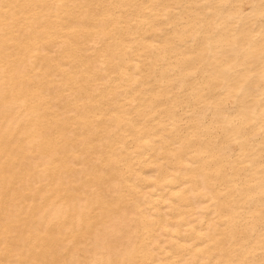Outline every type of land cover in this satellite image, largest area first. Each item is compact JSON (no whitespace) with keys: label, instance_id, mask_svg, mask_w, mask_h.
<instances>
[{"label":"snow or ice","instance_id":"6c2138e0","mask_svg":"<svg viewBox=\"0 0 264 264\" xmlns=\"http://www.w3.org/2000/svg\"><path fill=\"white\" fill-rule=\"evenodd\" d=\"M127 9L139 10L144 16L159 12L157 19L167 25L166 31L174 32L177 46L189 45L187 60L209 56L219 67L213 73L214 78L232 77L226 87L211 96L193 93L191 99L174 102L171 110V115L189 128L194 124L207 125L209 115L216 122V114L224 113L226 130L235 128L236 135L243 137L235 141L241 151L234 162L216 157L206 161V169L215 165L208 179L215 186L221 175L235 172V164L247 160L239 170L244 183L235 187L250 193L259 188L257 210L255 195L239 204L222 203L225 193L216 195L209 186L203 187L202 192L211 203L206 215L212 219L206 229L202 222L197 239L182 248L185 251L195 248L196 253L207 255V259L181 256L158 259L156 247L160 242L154 238L152 227L155 217L143 206L148 193H141L138 181L129 174V183L105 189L99 178L104 176L108 165L98 167L101 158L92 167L81 163L83 157L67 161L63 157L62 125L66 126V121L49 103L50 88L44 86L39 75L36 53L41 41L47 43L53 34L63 31L92 32L101 41L106 40L126 26ZM71 55L78 64L87 58L78 49ZM87 69L85 65L83 70ZM61 70L71 72L72 66L63 64ZM257 82L258 91L254 87ZM168 98L171 99V93ZM184 109L188 111L181 115ZM203 109L207 111L201 115ZM70 114L77 115L74 111ZM0 126V151L6 168L5 184L0 191L4 206L0 264H264V0L258 4L134 5L0 0ZM257 126L259 135H248ZM257 139L258 158L256 149H250ZM25 148L30 152L35 149L37 154L48 153L39 159L35 155L29 157L36 161L29 175L35 171L53 178L43 187L37 185L36 191L26 190L23 184L13 187L9 179V159ZM257 163L256 173L246 176ZM69 166L78 169L79 179L65 181L64 177L70 175ZM128 167L131 173L132 166ZM57 176L60 178L56 179ZM36 192L41 193L38 199ZM13 205L14 213L10 211ZM218 217L230 236L227 246ZM257 218L259 239L253 243ZM257 245L261 256L258 262L249 259L255 255Z\"/></svg>","mask_w":264,"mask_h":264},{"label":"bare ground","instance_id":"6f19581e","mask_svg":"<svg viewBox=\"0 0 264 264\" xmlns=\"http://www.w3.org/2000/svg\"><path fill=\"white\" fill-rule=\"evenodd\" d=\"M26 2V0H20ZM35 2V0H34ZM47 3H101V4H176V3H259V0H39ZM162 11V10H159ZM125 27L114 35L101 41L95 33L67 31L53 34L47 43L41 41L36 53L37 68L46 88H50L49 103L57 109V114L65 117L62 125L61 148L64 159L83 157L82 164L96 167L108 165L102 178L105 189L116 188L130 181L127 176L138 181L141 193H148L144 207L155 217L153 236L159 240L156 247L158 259L169 260L181 256L185 259H207V255L196 253L195 248L185 251L182 246L197 239L201 223L206 229L211 216L206 215L211 203L202 189L205 185L216 195L225 193L223 202L239 204L254 193L237 190V183H244L239 170L247 160L236 163V171H226L213 186L208 179L212 168H205V162L214 157L225 161H236L241 151L235 143L243 139L236 135V129L227 131L224 113H217L216 122L211 115L208 124L201 127L194 124L191 128L181 125L171 110L174 102L191 99L192 94L212 95L216 90L226 87L232 77H215L219 71L209 56H197L189 61L188 44L177 46L174 32L166 31L167 25L157 19V15H140L139 10H124ZM127 25H131L128 28ZM259 32V26L256 27ZM258 39V37H257ZM78 49L87 58L83 63H75L72 53ZM106 52V56H101ZM63 64L72 66V71L61 70ZM88 65L87 72L83 69ZM196 72L195 76L190 75ZM47 73V74H46ZM89 76L93 77L89 79ZM76 77H79L77 81ZM258 91V82L257 85ZM171 93V99H169ZM74 111L77 115L70 113ZM188 109H184V115ZM207 111V109H203ZM154 117V118H153ZM196 120V117L192 118ZM2 133V126H0ZM259 135V126L250 130L248 135ZM194 138L189 143V139ZM259 139L250 149H256L259 157ZM179 145V147H177ZM122 146V147H121ZM37 159L48 155L36 153L25 148L18 156L9 159L7 169L13 187L23 184L26 190L36 191L52 181L43 177L35 168ZM31 165V169L29 167ZM129 165L132 171L129 173ZM43 167V164L40 165ZM257 163L250 173H256ZM17 169L20 171L17 172ZM5 162L0 151V191L5 184ZM69 176L65 181L79 179L77 168L68 167ZM86 175V174H85ZM60 177L57 176L56 179ZM153 189L155 190L153 192ZM40 192H36L37 199ZM143 199V196H141ZM14 213V205L10 208ZM4 217V206L0 200V221ZM220 233L225 237V246L230 236L225 232L222 218ZM253 243L259 239V219ZM168 230H164V229ZM163 234L161 235V232ZM200 245H197L199 247ZM172 252V256L166 253ZM257 262L261 259L257 245L255 255L249 257Z\"/></svg>","mask_w":264,"mask_h":264},{"label":"rangeland","instance_id":"374dc122","mask_svg":"<svg viewBox=\"0 0 264 264\" xmlns=\"http://www.w3.org/2000/svg\"><path fill=\"white\" fill-rule=\"evenodd\" d=\"M154 231H155V230H154ZM154 231H153V235L156 233V232H154Z\"/></svg>","mask_w":264,"mask_h":264}]
</instances>
